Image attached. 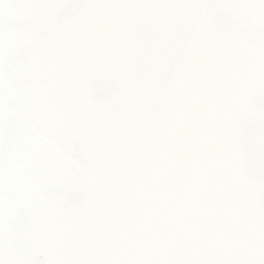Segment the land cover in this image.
I'll return each mask as SVG.
<instances>
[{
    "label": "snow or ice",
    "instance_id": "6c2138e0",
    "mask_svg": "<svg viewBox=\"0 0 264 264\" xmlns=\"http://www.w3.org/2000/svg\"><path fill=\"white\" fill-rule=\"evenodd\" d=\"M0 264H264V0H0Z\"/></svg>",
    "mask_w": 264,
    "mask_h": 264
}]
</instances>
